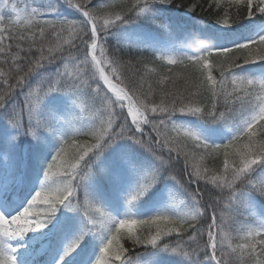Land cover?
Masks as SVG:
<instances>
[{
  "label": "snow or ice",
  "instance_id": "1",
  "mask_svg": "<svg viewBox=\"0 0 264 264\" xmlns=\"http://www.w3.org/2000/svg\"><path fill=\"white\" fill-rule=\"evenodd\" d=\"M33 4L0 0V264H264V0ZM157 61L198 91L156 104Z\"/></svg>",
  "mask_w": 264,
  "mask_h": 264
},
{
  "label": "trees",
  "instance_id": "2",
  "mask_svg": "<svg viewBox=\"0 0 264 264\" xmlns=\"http://www.w3.org/2000/svg\"><path fill=\"white\" fill-rule=\"evenodd\" d=\"M31 4V6H36L33 4V0H25ZM11 2V0H9ZM78 2V0H77ZM185 4L189 3V0H183ZM206 0H200L201 4H204ZM18 7H22V4L17 2ZM204 15V18H207L206 14H200ZM7 35V34H6ZM17 41L15 39H5L4 44H11L13 46V51H15V45ZM116 47V42L115 40L112 41V43L109 45V50L111 52L112 48ZM110 54V53H109ZM133 55H136L135 52L132 53ZM123 55V54H122ZM141 56L144 59H147L151 56V53H142ZM5 54H0V60L6 59ZM128 58V57H125ZM218 59L222 58H217L213 56L210 58V60L216 61ZM150 67H157L158 72L160 75H153L149 74L148 77L145 78V83H144V91H148L149 85L151 86V90L154 93V95L151 97V100L154 101L156 104H159L161 101L162 95L164 96L165 102L170 98L164 94L171 93L177 96L183 95V96H188L191 93H196L198 91L197 87L190 82L184 74V69L182 67H177V66H172L173 71L171 73L167 72L166 67H161V62L157 61L154 64H150ZM0 67L4 69L5 72L8 71L10 64H0ZM216 74V73H214ZM3 77H0V80H2ZM193 163L199 164L200 161L198 159L193 160ZM206 164L209 168L213 167H221L222 166V159L221 160H216V161H211V160H205L203 162ZM99 206V205H95ZM93 214H95L93 212ZM227 214V213H226ZM125 246H129V242H125Z\"/></svg>",
  "mask_w": 264,
  "mask_h": 264
}]
</instances>
